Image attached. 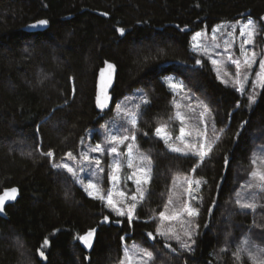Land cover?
Masks as SVG:
<instances>
[{"label":"trees","instance_id":"16d2710c","mask_svg":"<svg viewBox=\"0 0 264 264\" xmlns=\"http://www.w3.org/2000/svg\"><path fill=\"white\" fill-rule=\"evenodd\" d=\"M249 17L260 25L255 45L264 54V0H0V193L20 190L7 219L0 218V264H120L134 243L153 252L152 264H252L247 253L239 262L233 254L245 237L253 255L264 248V192L246 186L250 158L264 153V87L255 83L259 61L242 95L218 81L210 63L191 50L195 33ZM40 20L48 29L28 32ZM107 62L118 69L114 104L99 111L97 78ZM165 74L178 75L213 113L207 127L219 139L199 167L198 157L173 153L154 135L156 127L178 122ZM136 88L148 100L138 110L136 135L152 161V179L129 225L53 164L76 151ZM48 151L54 159L41 154ZM177 176L202 182L194 191L200 199L191 201L200 213L191 253L156 236L158 214L172 198ZM108 183L106 173L105 188ZM237 194L245 201L255 197V212L241 210ZM96 228L94 248L84 249L78 237Z\"/></svg>","mask_w":264,"mask_h":264},{"label":"snow or ice","instance_id":"6c2138e0","mask_svg":"<svg viewBox=\"0 0 264 264\" xmlns=\"http://www.w3.org/2000/svg\"><path fill=\"white\" fill-rule=\"evenodd\" d=\"M38 23L40 25H46L48 22L46 20H40ZM119 31L121 32V34H123L124 30L119 29ZM233 31H235V29ZM239 31L240 36L243 38L240 46L242 59H235L230 53L228 55V60L235 65L236 69L234 86L238 85L239 87L237 88V90L243 95V84L247 82L248 77L252 74L251 70L257 64L258 55H260L261 58L259 59L258 63V71H256L255 73V83L260 85L261 87H264V54L257 53L256 51H250L246 47L247 45H253L255 43V37L259 34L257 32L255 23L251 19H249L246 24L242 25ZM225 51L228 52L227 46L225 47ZM262 53H264V49H262ZM196 63L200 64L201 61L197 60ZM211 63L213 65H217L218 61L212 59ZM107 68L109 70H113L114 66L112 64H107ZM244 69H247L248 71H243ZM101 76H104L103 72L101 73ZM110 79L111 77L109 76L108 80L104 82V86L101 89V92L103 93V99H101L99 96L97 97V105L102 110L107 106V101L109 100L105 89L109 86ZM221 82L225 83L224 80H221ZM169 86L172 89L176 90L183 89L182 84L178 85L175 83H170ZM248 100L250 104L255 103V94H250L248 96ZM143 103H148L147 98L143 100ZM117 107L119 108V106ZM175 107L179 109L181 105L176 104ZM188 107L191 108L192 106L188 105ZM197 107L203 108V111L200 113V118L202 122L206 123L205 114L209 113L208 107L206 105H203L202 102H197ZM138 116V111L134 114L129 115L126 121L127 126H122V133L119 135L108 133L105 136V143L112 145L107 149V153L108 155L114 157L112 163L109 165V179L114 187L121 179L120 173L123 167L121 159L119 158L122 155L119 149L121 146L126 145V165L127 168L132 170L131 173L127 176V179L132 180L136 185V190L139 194V200L142 201L146 191L144 186L151 183L152 162L150 157L146 154H135L136 152H138V146L135 145V141L137 140L136 133L140 131L138 127ZM175 119L178 120L181 125L179 128V136L176 137V140H178L179 143L183 145V147L177 146V144L173 141L172 133L168 130L167 125L156 127L154 130V135L159 140L163 141L169 151L173 153H180L184 156L198 157V163L196 164V167H199L206 158L210 157L219 137H216L213 140H209L207 138L206 130L203 132L198 130L197 138L189 141L186 139V137L191 136L192 133L186 131V128L184 126L186 119L185 116L180 111H177L175 114ZM144 135H147V133H144ZM126 142L129 143L126 144ZM105 151L106 148L100 143H96L94 146L90 145L87 151L81 154V160L86 162V166L94 165L96 167V170L102 174L104 171L103 168L100 167V165L102 164V160L98 157H91L89 153H98L102 157L105 154ZM41 154L54 159V153L52 151ZM66 156L69 159H76L72 152H68ZM250 160L252 170L250 171V179L246 186L249 188L254 187L259 189L260 192H264V153H254ZM225 164H228L227 157H225ZM53 167L57 169H63L71 176H73V178H75L79 183L84 185L85 190L90 197H92L93 199H98L105 203V205L109 207L110 211L113 212L117 217H125L129 225H131L133 220L136 218L135 209L138 202L137 195H132L130 198H127L132 201L131 203H128L127 199L116 201L114 200V195L111 191H109L107 195H104L97 183H85L83 179L77 177L76 169L69 166L67 163L53 164ZM192 172L193 174H195V168L192 169ZM179 180L180 177L177 176L173 181L174 185ZM183 183L187 185L184 191L186 192L188 199L176 206L174 205L173 200L169 198L167 204H165L164 206V210L158 214V219L161 223L156 228V236L164 238L165 241L174 239L177 244H179L182 251L191 253L192 251H194L193 245L196 242L195 235L198 234V230L200 228V225L198 223H195V218L200 214L199 209L193 206L191 201H198L200 199L193 193L200 188L202 182L199 179H193L192 177L185 176L183 177ZM16 193L17 189L12 188L6 191L3 196H0V213H3L5 211V200L15 199ZM119 196L125 197V193L123 191H120ZM235 203L241 210H251L252 212H255L256 208L258 207L257 203L255 202V197H253L251 201H245L240 198L239 194H237ZM170 206H172L171 209ZM261 207H264V205H261ZM108 219L109 218L107 216L104 217L105 221H108ZM164 222H167V226H165ZM173 222L179 224V230H177L173 226ZM205 227H207V225H205ZM147 236L150 239H155V236L151 232H149ZM94 237L95 230L93 229L89 230L86 234L79 236L78 239L87 248L91 249L93 246ZM48 243L49 241L47 239L43 241V244L45 246H47ZM164 247L170 248L173 252L176 251V249H172L171 245L167 242L165 243ZM251 248L252 242L250 238L245 237L243 243L237 247L235 253L233 254L235 260L239 262L241 260L242 254L247 253L249 259L252 261V264H264V248L256 247L255 255L252 254ZM225 250L226 249H221V251ZM39 254L42 258L46 259L42 251H39ZM153 260V252L148 250V248L133 246L131 250H124L120 260V264H152Z\"/></svg>","mask_w":264,"mask_h":264},{"label":"rangeland","instance_id":"374dc122","mask_svg":"<svg viewBox=\"0 0 264 264\" xmlns=\"http://www.w3.org/2000/svg\"><path fill=\"white\" fill-rule=\"evenodd\" d=\"M249 19H251L255 23L257 32L259 33L260 25L258 21L254 18L249 17L239 20L222 21L221 23L217 24L214 28L212 29L205 28L204 30L195 33L192 37V41H191L192 52L197 54L200 58L207 60L210 63L213 72L216 75L217 80L220 82L221 80H224L225 83L223 84L228 85L230 87H239V86L238 85L234 86L236 69H235V65L228 60V55L231 53L233 55V58L242 59L240 46L243 38L240 36L239 30L242 25L248 22ZM234 29L235 31H233ZM256 37H255V41H256ZM226 46L228 47V52L225 51ZM246 47L250 51H256L257 53H261L258 45L256 46L255 43L253 45H247ZM259 57L260 55L257 56V63L259 61ZM212 59L217 60L218 64L213 65L211 63ZM255 67L256 65L253 68ZM243 71H248V70L244 69ZM252 71L253 69L251 70V72ZM250 77L251 75L248 77L247 82L243 84L244 89ZM161 78L167 84V86H169L170 83L183 85L182 90H176V89H172L170 86L169 87L175 94V103L181 105L179 109L176 108V112L180 111L185 116L186 119L184 126L186 128V131L192 133V135L186 137V139L189 141L194 140L197 138L198 130L201 132L206 130L207 138L209 140H213L215 136H217V134H215L216 131L214 130L212 132L213 128L207 127V122L212 118L213 113L212 111L209 110V113L205 114L206 123H204L201 121L200 118V113L203 111V108L197 107V102H202V104L205 105L204 100L199 96H197L195 93L188 91L184 82L178 77V75L165 74L162 75ZM144 99L145 96L141 88H136L128 95L120 98L115 104L114 116L108 118L106 122L97 130L95 129L89 130L83 141L80 143V146L76 149V151L72 152L73 155L76 157V159H69L67 158V156H65V158L57 164L67 163L69 166L76 169L77 177L83 179L85 183L88 182L97 183L104 195H107L109 191H111L114 195V200L116 201L130 198L132 195H137L138 197L137 206H138L139 203L142 202L143 200L142 201L139 200V194L137 193L136 185L133 183V181L127 179V176L131 173L132 170L127 168L126 165V155H125L127 152L126 145L121 146L119 149L120 153L122 154L119 158L121 159L123 165L122 171L120 173L121 179L117 182L115 187L113 186L110 179L107 187L105 188L104 186L105 175L106 173L109 175L110 173L109 165L112 163L114 159L113 156H110L107 153V149L110 148L112 145L105 143V136L108 133L117 134V135L121 134L122 126H127L126 124L127 117L131 114L136 113L143 106V104H145L143 103ZM188 105H191L192 107L189 108ZM117 106H119V108ZM180 126H181L180 122L178 121L177 127H168V130L172 133L173 141L177 144V146L183 147V145H181L179 141L176 140V137L179 136ZM96 143H100L106 148L105 154L102 157L98 153H89V155L91 157H98L102 160V164L100 165V167L103 168L104 170L102 174L96 170V167L94 165L86 166V162L81 160V154L87 151L90 145L94 146ZM127 143L129 142H126V144ZM135 145L138 146V152L135 153L136 155H139L141 153L146 154V152L139 147L137 140L135 141ZM151 168H152V163H151ZM151 176H152V172H151ZM79 185L85 190L84 185H82L81 183H79ZM148 186L149 185L144 186L146 189L145 195L147 193ZM185 187H187V185L183 183V177H180V180L177 181L176 186L173 189V196L171 198L174 202V205L178 206L180 203L188 199L187 194L184 191ZM199 190L200 188L195 192H198ZM120 191H123L125 193V197L119 196ZM127 202L131 203L132 201L130 199H127ZM171 207L172 206H170V209ZM164 224L166 226L167 222H164ZM173 226L177 229L175 222H173ZM170 240H174V239H170ZM133 246L142 247L140 244L134 243L128 245L127 250H131Z\"/></svg>","mask_w":264,"mask_h":264},{"label":"water","instance_id":"95a60500","mask_svg":"<svg viewBox=\"0 0 264 264\" xmlns=\"http://www.w3.org/2000/svg\"><path fill=\"white\" fill-rule=\"evenodd\" d=\"M39 21L37 22H34V23H30L28 26H27V30L28 32L30 33H37V32H43L45 30L48 29L49 27V24L47 23L46 25H40L38 23ZM107 64H112L114 66V69L113 70H109L107 68ZM104 73V76L102 77L101 76V73ZM117 73H118V69L116 67V65L114 63H111V62H107L105 63V65L100 69L99 71V74H98V78H97V92H96V108L99 110V111H108V110H111V108L113 107V104H114V99H113V96H112V91L115 87V83H116V77H117ZM109 76L111 77L110 79V83H109V86L105 89V91L107 92V95L109 97V100L107 101V106L102 110L101 108L98 107L97 105V97L99 96L101 99H103V93L101 92V89L103 88L104 86V82L106 80H108ZM13 188H16L17 189V193L15 194V199H6L5 200V211L3 213H0V218H3V219H7V208L11 205H14L18 202L19 198H20V190L18 187H13ZM12 189V188H10ZM10 189H6L4 190L2 193H0V196H3L4 193ZM11 195V193H10ZM93 230V229H92ZM95 230V237H94V240H93V246L91 249L87 248L81 241V246L86 249V250H92L95 246V243H96V238H97V232H98V229H94ZM154 239H151V241H153ZM40 256V254H39ZM44 257L45 254H44ZM40 259L44 262H46L47 260L45 258H42L40 256Z\"/></svg>","mask_w":264,"mask_h":264},{"label":"bare ground","instance_id":"6f19581e","mask_svg":"<svg viewBox=\"0 0 264 264\" xmlns=\"http://www.w3.org/2000/svg\"><path fill=\"white\" fill-rule=\"evenodd\" d=\"M187 78V77H186ZM126 242V241H125Z\"/></svg>","mask_w":264,"mask_h":264}]
</instances>
